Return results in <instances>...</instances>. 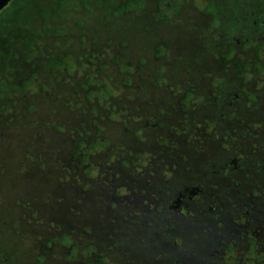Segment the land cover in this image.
Returning <instances> with one entry per match:
<instances>
[{
    "label": "trees",
    "instance_id": "16d2710c",
    "mask_svg": "<svg viewBox=\"0 0 264 264\" xmlns=\"http://www.w3.org/2000/svg\"><path fill=\"white\" fill-rule=\"evenodd\" d=\"M186 1L9 0L0 9L3 149L19 143L28 148L33 141L42 142L38 138L46 142L42 127L29 134L25 126L27 119L36 127L42 124L39 118L43 117L39 116L49 108L51 114L58 112L60 125H55L56 132L50 131L56 144L65 137V129H71L73 148L66 162L86 179L91 171H101V178L92 179L109 186L108 179L114 178L116 169L120 165L128 168L130 162L129 157L121 155L119 142L100 137L107 120L111 124L120 120L109 99L118 93L111 85L113 75L127 85L134 78L136 93L149 97L151 90L168 83L171 67L179 74L189 72L192 62L198 63L206 67V87H200L211 95L206 102L192 83L183 88L178 84L182 91L176 102L180 118L166 119L165 110L160 109L155 116L147 114L145 122L137 121L132 127L130 121L120 120L125 124V134L120 136L129 140L130 154L139 157L141 172L148 175L141 173L147 179L137 182L127 176L121 178L127 181L126 189L139 191L143 204L135 202L140 205L139 212H150L155 217L145 226L147 232L135 230L140 240L136 233L124 228L123 222L114 229L103 222L99 230L87 212L80 213L83 236L76 238L70 231L59 230L61 225L54 223L42 207L46 213L43 217L38 215L41 209L18 198L6 204L5 212L14 218L12 228L23 225V220L33 224L29 225L32 236L25 232L29 228L26 224L18 237L25 239L29 247L22 253L24 264H52L59 252L54 249L58 243L67 248L72 264H264V98H260L264 88V0H244L243 5L225 14L228 0H193V6L201 1L196 17L201 15L207 29L195 19L193 32L181 29L183 37H179L180 28L170 26L168 18L178 14ZM146 2L151 6L149 23L143 17ZM246 3L249 12L243 8ZM79 6L88 11L90 25L84 23ZM239 11L249 14L247 25L243 24L248 31L230 19L226 22L227 14ZM221 23L230 36L227 39L219 29ZM146 30H150L151 38L146 36ZM188 38L191 43L183 49ZM112 40L117 41L111 45L112 55L106 58L110 54L106 45ZM133 41H146L150 58L140 55L131 61L122 56L123 47ZM235 41L239 43L234 45ZM236 47L240 49L234 53ZM110 67L115 71L112 74L106 72ZM72 78H78L76 85ZM61 94V103L70 110L66 116L58 106H52ZM43 104H47L45 108ZM102 105L110 108L107 120L100 118ZM191 138L199 140L197 154V145L182 150L181 145ZM107 146L111 149L107 150ZM98 148L105 150L103 162L112 170L108 178L103 177L107 171L101 165L84 166L89 153ZM33 150L31 167L42 168V173L52 157L60 156L56 149L48 152L47 147L40 150L36 146ZM153 165L155 175L160 176L151 172ZM9 173L0 171V183ZM63 174L59 179L57 173L52 176L59 181L77 180L81 190L87 187V181L77 178V174ZM108 193L113 197L120 190ZM129 205L125 214L130 212L135 218L138 212ZM125 220L128 223L130 216ZM36 221L41 225H35ZM91 232H95L92 237ZM79 240L86 243L82 251L77 247ZM146 241L154 244L145 245ZM15 242L19 250L21 243L16 238ZM8 255L0 240V261H6Z\"/></svg>",
    "mask_w": 264,
    "mask_h": 264
},
{
    "label": "rangeland",
    "instance_id": "374dc122",
    "mask_svg": "<svg viewBox=\"0 0 264 264\" xmlns=\"http://www.w3.org/2000/svg\"><path fill=\"white\" fill-rule=\"evenodd\" d=\"M243 1L244 0H238L237 3H235L234 0H228V2H226V7L224 8V13L222 14H225V11L227 12L229 10L235 9L234 7H239L240 3H242L243 5ZM192 3L193 0H187L181 6V10L178 14L172 15L168 18L170 26L180 28L178 35H181L179 37H183L181 29H184L188 34H191V32H193L192 25L195 23V19L196 23L201 25L200 27H205V29H207V24H205L204 21L202 23V20L200 19L201 15L200 17H196V14L198 13V7H200L198 5L201 4V1L197 2L198 7L193 6ZM243 8L246 12H249L248 10H246V8H250L249 6H247V3L243 6ZM150 9V4L146 2L145 7L143 9V17L146 23H149L151 21V15L149 12ZM78 11L80 14L83 15L84 23L86 25H90V16L88 14V11L81 6H79ZM227 15L228 18L226 19V22H228V20L230 19L233 23L235 22L238 27H241L243 29V24L246 26L248 23L247 20L249 14H244L239 11L238 14L230 13ZM131 19L133 18L131 17ZM206 19L208 20L207 17ZM222 24L223 23L219 25V29L221 30L222 36L227 39L230 36L225 33V30L221 27ZM244 30L248 31L249 28ZM145 32L146 36L151 38L149 36L150 30H146ZM110 33L112 32L110 31ZM116 41L117 40H112L109 42V44L106 45V47L109 48L110 53L106 58H109L110 55H112L111 45H114ZM237 41H235L234 45L240 42L239 41L238 43H236ZM101 42L102 40L100 41V43ZM129 43L130 45L127 44L123 47V52L125 55L122 56L127 57L131 61H136L140 55H145L146 57L150 58L151 54L148 52L147 48L149 47L146 41H133ZM190 43L191 40L188 38L187 43L183 44V49L190 45ZM84 46V49L86 50L87 44H84ZM239 49V47H236L235 51L233 52L236 53V51H239ZM208 52L211 53V51ZM150 65L151 64H149L148 67H150ZM171 71L172 75L170 76V79H168V83H163V87H157L151 90L149 92V97H142L139 93H136L135 86L137 81L134 78L133 83L127 85L125 82L121 81L120 77L113 75L111 85L114 87V89H118V93H115L112 98L109 99L115 104L116 111H118L120 116L119 119H126L127 121H130L129 124L131 125L130 127H132L137 121L145 122L147 114H152V116H155L158 110L160 111V109L165 110L166 119H171L173 117L180 118L181 113L179 111V106L176 104L178 97L182 94V91L179 89V87H185L188 82L196 86V93L200 94L206 102L210 99V92L200 87H206V75H204L206 67L200 66L198 63L193 64L192 62V64L190 65L189 72L187 71L188 73H175L173 72L172 67L170 68L169 72ZM106 72L112 74L115 71L113 67H110L107 68ZM77 79H71L72 82L75 83L74 85L77 84ZM178 84L179 87H177ZM260 92L262 94L260 98H264V88L261 89ZM63 99L64 94H61V96L57 98L55 102H53L52 106H58L62 110V114L66 116V113L70 110L66 107V105L61 103ZM43 105L45 108L47 104ZM107 106L102 105V109L101 107L96 106L101 109L102 117L100 118L104 120H107L106 114H108L110 110V108H107ZM149 108L151 110H149ZM46 109L47 110H45L43 114L44 116H39L43 117V119L39 118L40 121H43L42 124H39L36 127L35 125L31 124L32 122H30V120L27 119V126H25L27 130L29 129V134H31L36 128H39V126L42 127V133L44 134V136H46V142H44L43 139L38 138L40 141L42 140V142L39 141L40 143H36L33 141V144L30 145L28 148L24 147V143H19V145H17L18 147H13L11 145V147L4 149L0 146V171L3 172L7 170V172H10L7 176V179L5 177L0 183V194L3 195V198L0 199V240L3 241V246L9 252V258H7L6 261H0V264H24L23 262H21L23 260L22 253H25L29 249V247L27 246V241L25 239L18 240V237L21 234L22 227H24L26 224L28 226L33 224H29L27 223V221L23 220V225L20 224V227L16 226L15 228H12L11 220L14 218L7 216L10 214L8 212H5L6 204L9 202L19 201L18 198H22L23 201L28 200L30 203H32L31 206L36 207L37 209H41L42 207L46 211V213L50 215L49 218H51L54 223H58L61 225L59 230L70 231L76 238L79 235L83 236L81 226H79V223H81V225L83 223L81 222V212H87L88 215H90V217L95 220L96 226L99 230L103 229L101 228L103 222H106L107 227H111L112 229L116 227L118 228L119 223L123 222L124 228H128L131 233H136L139 237V240L140 234L135 230L147 232L145 226L150 220L152 221L155 218L150 212H148L147 214H144L145 212L143 211L139 212L140 205H143L140 204V194L138 193L139 191L134 188L126 189L125 182L127 181H123L121 179L127 176L131 181L137 182L140 178L147 179L144 176H148L144 174V171L141 172L142 166H140L141 163L139 162V157L130 154L131 152L129 151V149H132V145L128 143L129 140L126 141L124 137H122L125 134H122V129L125 127V124H123L120 120L111 124V121L108 122L107 120V126L104 127L102 132H100V137L108 138L112 143L119 142L122 145L120 150L121 155L123 157H129L128 161H130L128 163V168H125L121 165L118 168L116 167L117 169L115 168L116 171L113 173L115 174L114 178L108 179L111 183L109 184V186H107L92 179V177L94 176L101 178V171H99L98 173L97 170L91 171V176L86 179L81 175L79 170H73L74 165L68 164L66 162L67 156L70 157L69 152L73 148L72 138L70 134L71 129H65V137L60 140L59 144H56L55 140L52 139L50 131L54 133L57 130L55 125L59 124L57 118L58 112L51 114L49 108ZM139 113L143 114V116L140 118L138 117ZM67 118L68 117H66V119ZM73 133H75V131H73ZM131 138H134L133 133L131 134ZM190 140L192 141L190 142ZM190 140L187 143H183L184 145H181V147L183 148L182 150L186 151L188 147L194 149V147L197 145V147L195 148V152L197 154L199 140L197 138H191ZM208 144L211 145L210 142ZM36 146L40 150L47 147L48 152H51L53 149H56L60 155L54 156L52 157V159L50 154L47 155L48 157H50L51 162L47 164L48 168L45 169L43 173L41 171L42 168L31 167V165H33L32 163L34 162L33 158H31V153L35 152L33 149ZM106 149L109 150L111 149V147L107 146ZM104 153L105 150L101 148L92 151V153L90 152L89 159L84 164V166L92 165L94 167L101 165V167H103L107 171L103 173V177L108 178V176L111 175L112 170H110L109 165H106L105 162H103ZM54 167H58V169L55 170ZM154 171L155 167L153 165L151 167V172L155 175ZM63 172L69 175L77 174V178H84L85 181H87V187L81 190L80 186L77 185V180L74 179L67 181L62 179L61 181H59V177L61 178L64 176ZM53 173H57L56 176L58 177V179H55L52 176ZM141 173L144 174V176H141ZM156 176H160V173L158 175H155V177ZM149 177L153 178L150 174ZM116 189L120 190V193L116 195L113 194V197L110 196L111 193L109 194L108 191L110 190L111 192H113ZM116 196L118 197L114 198ZM135 202H138L140 205H135ZM128 205L129 208L133 206V209L138 212L135 218L134 216L132 217V214L130 212L129 214H125V211L128 210ZM43 209H41L42 212H40L38 215L46 214ZM101 213L102 215L100 217ZM123 213L125 214V216L123 215ZM111 215H113L112 218L110 217ZM105 216H107L108 219H106ZM126 216H130V220L128 221V223L125 220ZM17 218L18 215L15 216V219ZM39 223L42 222L36 221V223L34 224L41 225ZM56 225L57 224H55L53 227L55 228ZM29 229H32L31 226H29V228L25 232L28 233ZM29 233L30 236L34 234L31 231H29ZM89 234L92 237L95 235V232H91ZM7 235L8 237L6 238ZM124 235L126 234L124 233ZM131 237L134 238L133 236ZM15 238L19 243H21V246L19 245L21 247L19 248V250H16L15 245L17 246L18 244H15ZM78 242L79 244H77V247L82 251L86 243L83 242V240H79ZM144 243L145 245L147 244L150 246L154 244L147 241ZM58 246L59 247L54 248H58L59 252L55 255L52 264H72L71 259L67 257V248L61 246L60 243H58ZM80 250H78V253H80ZM161 253L162 252L158 251L157 254ZM77 258H80V255H78ZM35 263L37 264V261H35ZM133 264H136V262H133Z\"/></svg>",
    "mask_w": 264,
    "mask_h": 264
},
{
    "label": "water",
    "instance_id": "95a60500",
    "mask_svg": "<svg viewBox=\"0 0 264 264\" xmlns=\"http://www.w3.org/2000/svg\"><path fill=\"white\" fill-rule=\"evenodd\" d=\"M9 0H0V9L8 3Z\"/></svg>",
    "mask_w": 264,
    "mask_h": 264
},
{
    "label": "flooded vegetation",
    "instance_id": "af4514ba",
    "mask_svg": "<svg viewBox=\"0 0 264 264\" xmlns=\"http://www.w3.org/2000/svg\"><path fill=\"white\" fill-rule=\"evenodd\" d=\"M5 261V260H4Z\"/></svg>",
    "mask_w": 264,
    "mask_h": 264
}]
</instances>
